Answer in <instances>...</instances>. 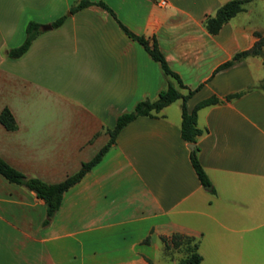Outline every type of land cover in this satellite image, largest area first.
<instances>
[{"label":"crops","instance_id":"obj_1","mask_svg":"<svg viewBox=\"0 0 264 264\" xmlns=\"http://www.w3.org/2000/svg\"><path fill=\"white\" fill-rule=\"evenodd\" d=\"M78 0H0V156L29 176L58 182L108 141L117 116L155 99L176 79L110 11ZM130 30L155 37L197 109L203 186L182 138V99L139 115L103 157L62 196L48 223L42 197L0 173V264H178L161 236L199 242V264H264V56L216 68L264 30L248 21L249 3L216 33L207 15L227 0H102ZM18 57L29 20L51 23ZM245 90L239 96L225 95ZM257 262V263H256Z\"/></svg>","mask_w":264,"mask_h":264},{"label":"trees","instance_id":"obj_2","mask_svg":"<svg viewBox=\"0 0 264 264\" xmlns=\"http://www.w3.org/2000/svg\"><path fill=\"white\" fill-rule=\"evenodd\" d=\"M246 1L248 0H227L216 9L214 14L207 15L204 20V24L208 31L211 33H216L224 22L228 21L232 16L236 15L239 11L244 9V3ZM89 4H98L110 11L116 18L120 27L130 37L142 43L149 54L155 60L160 62L164 73L174 77L177 84L175 85L169 82L167 87L162 89L155 99H141L136 102L132 109L120 113L116 118L114 127L107 129L109 133L108 141L97 151V153L92 158L87 161H83L77 171L67 175L61 181L47 182L39 177L29 176L23 171L11 165L3 157L0 156V173L3 176H5L12 182L26 185L28 188L34 190L38 196L44 199L47 213V218L44 221L45 223H48L50 221V218L59 208L63 193L70 186L79 181L88 170H90L97 162L101 160L108 148L115 142L116 136L120 129L126 123L139 115H152L170 102L181 98V135L184 140L196 143L197 136L202 132V129L197 124V109L201 106L215 103L220 100L218 96L212 95L199 101L193 109L189 110L186 101L187 98L193 93L194 89L189 88L186 93L181 92L180 87H186V85L183 83L179 74L170 67L163 51L158 46L157 39L155 37L149 39L142 34H136L132 30H130L121 20L117 18L113 9L102 0H78L71 5L70 11L75 12ZM65 18L66 14H63L54 19L51 22L52 26L55 27L60 25ZM41 25L42 24L38 21L29 20L26 24L24 40L19 45L10 47L7 50L8 56L18 57L22 55L28 49L33 39L42 31ZM256 34L258 35V39L252 46L236 51L230 59L220 64L216 68V71L221 68L227 67L241 59H244L249 55L264 56V35L259 32H256ZM260 86L264 88V80L260 83ZM244 91L245 90H240L237 92L226 94L225 98L231 99L233 97L239 96ZM0 122L7 129L13 130L17 128L16 119L12 111L7 106L3 107L0 111ZM198 151L199 147L197 145L192 147L190 151V159L202 185L209 186L211 185V181L204 166L200 162ZM161 238L164 241L165 250H169L170 248L182 247L183 254L179 258L178 264H199L201 262L202 254L199 251V242L193 236L180 232H174L169 236V238H167L166 236H161Z\"/></svg>","mask_w":264,"mask_h":264},{"label":"rangeland","instance_id":"obj_3","mask_svg":"<svg viewBox=\"0 0 264 264\" xmlns=\"http://www.w3.org/2000/svg\"><path fill=\"white\" fill-rule=\"evenodd\" d=\"M248 21L261 29L264 30V0H252L249 5ZM172 253L174 252L175 256L178 257L183 254L182 247L181 248H173ZM257 263V262H256ZM170 264H176L173 261Z\"/></svg>","mask_w":264,"mask_h":264},{"label":"water","instance_id":"obj_4","mask_svg":"<svg viewBox=\"0 0 264 264\" xmlns=\"http://www.w3.org/2000/svg\"><path fill=\"white\" fill-rule=\"evenodd\" d=\"M51 27H52L51 23H45V24L41 25V28L44 29V30L45 29H49ZM189 145H190L191 148L194 147V143L193 142H191ZM208 188H210V185L208 186Z\"/></svg>","mask_w":264,"mask_h":264},{"label":"built area","instance_id":"obj_5","mask_svg":"<svg viewBox=\"0 0 264 264\" xmlns=\"http://www.w3.org/2000/svg\"><path fill=\"white\" fill-rule=\"evenodd\" d=\"M161 2H164V0H161Z\"/></svg>","mask_w":264,"mask_h":264}]
</instances>
